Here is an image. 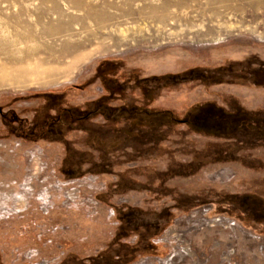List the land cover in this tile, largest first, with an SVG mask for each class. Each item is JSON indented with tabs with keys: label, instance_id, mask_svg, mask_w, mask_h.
I'll list each match as a JSON object with an SVG mask.
<instances>
[{
	"label": "rangeland",
	"instance_id": "1",
	"mask_svg": "<svg viewBox=\"0 0 264 264\" xmlns=\"http://www.w3.org/2000/svg\"><path fill=\"white\" fill-rule=\"evenodd\" d=\"M0 264H264V0H0Z\"/></svg>",
	"mask_w": 264,
	"mask_h": 264
},
{
	"label": "bare ground",
	"instance_id": "2",
	"mask_svg": "<svg viewBox=\"0 0 264 264\" xmlns=\"http://www.w3.org/2000/svg\"><path fill=\"white\" fill-rule=\"evenodd\" d=\"M73 48H74V51L72 53L69 54V58L70 60L67 62V64L69 65H73L74 63L84 59L88 53L87 52H84L86 46H87V43L85 41H75L72 43L71 45ZM79 49H82V50H79ZM53 56V55H52ZM34 57V56H33ZM35 58V57H34ZM35 60V59H34ZM50 62V61H49ZM45 63V62H44ZM47 64V63H46ZM67 66V65H66ZM61 68V67H60ZM68 68V67H66ZM64 69V68H63ZM54 67H51V68H46L44 71H42V73H47L49 71H54ZM18 71V70H17ZM19 73V72H18ZM41 72L39 73H36L35 74V77H38L42 74ZM35 79V78H34Z\"/></svg>",
	"mask_w": 264,
	"mask_h": 264
},
{
	"label": "built area",
	"instance_id": "3",
	"mask_svg": "<svg viewBox=\"0 0 264 264\" xmlns=\"http://www.w3.org/2000/svg\"><path fill=\"white\" fill-rule=\"evenodd\" d=\"M217 220V219H216Z\"/></svg>",
	"mask_w": 264,
	"mask_h": 264
}]
</instances>
